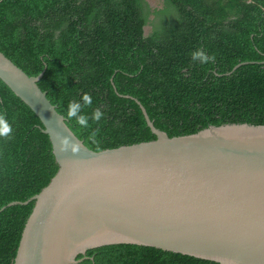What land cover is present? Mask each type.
<instances>
[{"label": "trees", "instance_id": "1", "mask_svg": "<svg viewBox=\"0 0 264 264\" xmlns=\"http://www.w3.org/2000/svg\"><path fill=\"white\" fill-rule=\"evenodd\" d=\"M198 49L212 59L194 62ZM0 52L28 76L44 74L40 89L94 152L157 140L137 101L170 138L264 127V0H164L155 10L146 0H0ZM73 101L87 126L69 117ZM0 115L13 128L0 139V264H15L37 204L22 203L59 166L41 120L1 79ZM85 257L80 264H220L126 244Z\"/></svg>", "mask_w": 264, "mask_h": 264}, {"label": "water", "instance_id": "2", "mask_svg": "<svg viewBox=\"0 0 264 264\" xmlns=\"http://www.w3.org/2000/svg\"><path fill=\"white\" fill-rule=\"evenodd\" d=\"M43 76H28L0 52V79L41 120L59 166L51 184L22 203L37 202L15 264H80L79 255L120 244L264 264L263 126L170 138L137 101L157 140L94 152L40 89Z\"/></svg>", "mask_w": 264, "mask_h": 264}, {"label": "clouds", "instance_id": "3", "mask_svg": "<svg viewBox=\"0 0 264 264\" xmlns=\"http://www.w3.org/2000/svg\"><path fill=\"white\" fill-rule=\"evenodd\" d=\"M192 60L199 61L200 63H206L209 59H212L211 57L207 56L203 50H196L191 54ZM83 100L86 102V105L91 104V97L88 94H85L83 97ZM80 102L73 101L69 104V111L68 115L69 117H75L77 118L79 124L82 126H87V117L82 115V109L83 107ZM103 113L97 109L94 113V119L99 121L102 117ZM13 133V128L11 124L8 122V120L3 116L0 115V139L10 138Z\"/></svg>", "mask_w": 264, "mask_h": 264}, {"label": "rangeland", "instance_id": "4", "mask_svg": "<svg viewBox=\"0 0 264 264\" xmlns=\"http://www.w3.org/2000/svg\"><path fill=\"white\" fill-rule=\"evenodd\" d=\"M150 7L155 9H162L164 6V0H146ZM146 35H149L152 32V27L149 25L145 29Z\"/></svg>", "mask_w": 264, "mask_h": 264}]
</instances>
